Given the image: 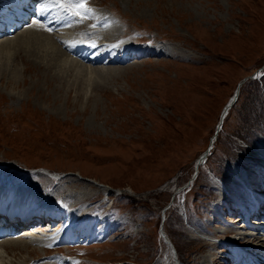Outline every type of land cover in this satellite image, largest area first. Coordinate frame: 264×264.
<instances>
[{
	"label": "rangeland",
	"instance_id": "1",
	"mask_svg": "<svg viewBox=\"0 0 264 264\" xmlns=\"http://www.w3.org/2000/svg\"><path fill=\"white\" fill-rule=\"evenodd\" d=\"M76 13L79 36L123 39L144 56L90 64L85 97L86 82L70 88L73 73L47 72L20 48L0 55V187L47 189L82 211L109 212L120 231L66 250L41 241L5 264H41L59 252L72 264H214L207 216L219 193L209 171L233 187L232 165L245 181H264L253 158L264 95L255 100L261 93L249 86L254 72L264 74V0H81ZM92 181L122 194L106 197ZM163 218L176 255L161 236Z\"/></svg>",
	"mask_w": 264,
	"mask_h": 264
},
{
	"label": "bare ground",
	"instance_id": "2",
	"mask_svg": "<svg viewBox=\"0 0 264 264\" xmlns=\"http://www.w3.org/2000/svg\"><path fill=\"white\" fill-rule=\"evenodd\" d=\"M80 2L81 0H47L48 6L45 7V0H40L39 5L41 18L34 21L20 33L15 34L14 37L9 39H0V55L11 57L12 55H14L13 52L16 49H24L27 52L28 57L30 59H35L36 62H40V66L43 65L42 67L46 69L47 72H51L52 69H55L56 72H59V75H65L69 73H73L74 75H76L78 78H75L74 81H72V85H70V88L72 87L77 90V86L80 80L83 83L86 82L85 84H82L84 88L83 90H80V95L84 94L85 97H87L89 91L93 86L94 80L91 77H93L96 69L90 67L92 66L90 65L91 63L88 64L84 62H95L93 60L87 59L91 58L95 59L96 63H100L99 59L102 58V54L99 53V50L101 48L100 45H97L98 43L94 39V36L88 34L86 37H81L79 36V32L77 33L72 31V26L75 22L74 20L80 18L76 13L77 6ZM9 7V0H0V15L3 10ZM122 47L124 48L123 52L129 50H131V52L135 51V48L131 47V45L126 41L123 42ZM70 48H72V50H70ZM119 59H122V57H120ZM79 61L82 64L79 63ZM20 77L21 73L15 72L13 74V79L16 82L19 81ZM91 183L99 187L101 191L103 190V192L116 193V191L111 187L101 185L97 181H92ZM4 189V187H0V193H3L7 198H12L13 193L15 192L20 193L21 196L24 192H29V190H24L26 188L20 190L15 189V192L14 189L12 190V192H10L9 189L7 191H5L6 189ZM246 230H249V228L245 225L241 227V229H239L240 232H244ZM71 234V229H69L65 232L55 234L52 237V240L62 241L68 239ZM47 237L50 238L49 235ZM235 239L236 238L234 237L231 238L232 241H234ZM45 240L46 238L39 235L38 233H30L17 237H11L1 241L0 264H5L6 258L12 255L11 252H27V254L31 256L33 254L32 251H29L31 244L39 243ZM249 247L252 250L253 247L251 246H238L237 250L239 252L237 253L239 254L245 252L246 250L250 249ZM233 262L237 263V261L235 260ZM41 264L72 263L68 256L63 255L59 252L57 256L50 257L48 260L42 262Z\"/></svg>",
	"mask_w": 264,
	"mask_h": 264
},
{
	"label": "water",
	"instance_id": "3",
	"mask_svg": "<svg viewBox=\"0 0 264 264\" xmlns=\"http://www.w3.org/2000/svg\"><path fill=\"white\" fill-rule=\"evenodd\" d=\"M239 91H240V89L237 90V93H236L237 96L239 95ZM234 101H235V99H234L230 104H228V105L225 107V109H224V111H223V114H222V117H221V121H220V123L223 122L225 115L227 114V112H228V110L231 108V106L234 104ZM208 153H209V152H206V153L201 157V160H200L199 163H201V162H203V161H205V160L207 159ZM160 233H161V236L164 238V241H165L166 243H168V244L171 246L173 252L176 253V248H175L174 244H173V243L167 238V236H166V234H165V232H164V229H163V226H162V225H161V227H160Z\"/></svg>",
	"mask_w": 264,
	"mask_h": 264
},
{
	"label": "trees",
	"instance_id": "4",
	"mask_svg": "<svg viewBox=\"0 0 264 264\" xmlns=\"http://www.w3.org/2000/svg\"><path fill=\"white\" fill-rule=\"evenodd\" d=\"M252 81L253 82H250V84H249V86H251V84H255V89L257 90V92H259V93H261V96H259L258 94V96H254L253 98L256 100V99H258V98H262L263 97V95H264V74H263V76H262V78L260 79V80H258V79H252ZM259 83H261L262 84V86L260 87V84ZM242 88V87H241ZM246 89H248V87L246 86ZM254 90V89H253ZM240 94H241V91H240ZM237 102V101H236ZM229 115V114H228ZM228 117V116H227ZM226 117V118H227Z\"/></svg>",
	"mask_w": 264,
	"mask_h": 264
},
{
	"label": "snow or ice",
	"instance_id": "5",
	"mask_svg": "<svg viewBox=\"0 0 264 264\" xmlns=\"http://www.w3.org/2000/svg\"><path fill=\"white\" fill-rule=\"evenodd\" d=\"M37 3L39 4L40 3V0H37ZM48 4H47V0H45V7H47ZM80 7H83V5H80ZM84 15H87V11L85 10V13Z\"/></svg>",
	"mask_w": 264,
	"mask_h": 264
}]
</instances>
